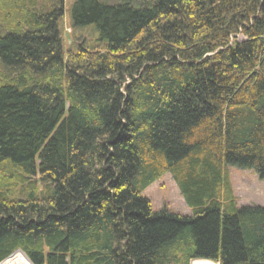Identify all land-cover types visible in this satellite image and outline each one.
I'll return each mask as SVG.
<instances>
[{
  "label": "trees",
  "instance_id": "obj_1",
  "mask_svg": "<svg viewBox=\"0 0 264 264\" xmlns=\"http://www.w3.org/2000/svg\"><path fill=\"white\" fill-rule=\"evenodd\" d=\"M0 0V262L264 264V0ZM242 37V39H239ZM173 177L191 213L142 192Z\"/></svg>",
  "mask_w": 264,
  "mask_h": 264
},
{
  "label": "rangeland",
  "instance_id": "obj_2",
  "mask_svg": "<svg viewBox=\"0 0 264 264\" xmlns=\"http://www.w3.org/2000/svg\"><path fill=\"white\" fill-rule=\"evenodd\" d=\"M73 0H63L64 10L59 19V30L62 40V49H75L78 45L84 47L96 46L98 33L94 26L74 28L71 24L70 5ZM104 3H115L116 0H100ZM242 39V37H239ZM229 179L233 195L238 206H264V181L260 180L257 174L251 169H240L228 166ZM142 194L148 198L153 210L166 208L173 213L189 215L190 208L185 204L180 191L169 173L163 174L155 182L147 186ZM15 254V255H13ZM13 257L12 264H29L26 256L21 250H15L4 258L0 264L7 262L9 257ZM8 263V264H11ZM31 264V263H30ZM194 264H209L205 262H195Z\"/></svg>",
  "mask_w": 264,
  "mask_h": 264
},
{
  "label": "bare ground",
  "instance_id": "obj_3",
  "mask_svg": "<svg viewBox=\"0 0 264 264\" xmlns=\"http://www.w3.org/2000/svg\"><path fill=\"white\" fill-rule=\"evenodd\" d=\"M13 255H15V254H13ZM8 259H9V260H7V262H3V264H8V263H10V262L13 260V257L11 256V257H9ZM27 262H28V261H27ZM198 262H205V263L212 264V263H210V262H208V261H206V260H200V261H198ZM11 264H12V262H11Z\"/></svg>",
  "mask_w": 264,
  "mask_h": 264
},
{
  "label": "built area",
  "instance_id": "obj_4",
  "mask_svg": "<svg viewBox=\"0 0 264 264\" xmlns=\"http://www.w3.org/2000/svg\"><path fill=\"white\" fill-rule=\"evenodd\" d=\"M200 260H202V259H194V260L191 261V264H194L195 262H198ZM206 261H208V262H210L212 264H218L217 262H214V261H210V260H206Z\"/></svg>",
  "mask_w": 264,
  "mask_h": 264
}]
</instances>
